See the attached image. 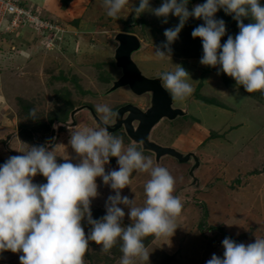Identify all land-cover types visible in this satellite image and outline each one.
I'll use <instances>...</instances> for the list:
<instances>
[{
    "label": "rangeland",
    "instance_id": "obj_1",
    "mask_svg": "<svg viewBox=\"0 0 264 264\" xmlns=\"http://www.w3.org/2000/svg\"><path fill=\"white\" fill-rule=\"evenodd\" d=\"M18 1L34 5L33 9L57 23L61 30L52 32L42 41L39 37L34 41L30 32H24L19 33L20 39L18 34H12L7 38L14 41L6 38L1 42L3 47L9 45L7 53L10 56L3 60V65L13 62V68L0 71V165L10 156L22 155L19 151L28 146L41 145L54 151L58 163L67 158L78 163L79 158L69 144L71 133L98 126L85 109L74 114V125L58 121H70L73 108L83 104L90 105L95 112L97 105H107L115 111L123 104L126 92L130 91L117 89L107 93L112 79L118 75L113 59L117 44L114 34L119 31L134 33L141 42L135 56L143 73L158 76L174 72L176 65L190 73L192 80L188 82L194 89L192 95L183 101L172 98L175 106L184 107L187 103L188 112L174 120L162 119L155 126L152 138L182 151L194 150L201 164L195 174L200 186L204 187L184 189L191 163L178 162L171 157L160 161L159 166L167 168L175 179L173 195L180 198L183 209L172 237L144 239L150 253L148 264H206L213 254L223 256L225 237L245 244L264 237V127L261 128L264 125V95L247 93L238 86L227 87L224 73L217 74L219 66L214 68L199 63L203 55L202 41L193 38L191 33L195 25H203V19L189 17L178 39L170 45L171 59L159 60L154 51L166 42L164 31L179 23V18L171 13L164 23V17H156L151 12L163 0H149L151 9L139 16L132 11L139 6V0H129L118 19L107 15L103 0ZM192 2L188 1L189 11ZM258 2L261 5L262 0ZM233 15L226 14L223 9L214 15L226 25V34L221 38L223 43L228 35L235 33L229 21ZM242 19H247L245 25L254 23L251 17ZM58 35L60 39L56 38ZM55 43L62 49L58 57L49 52ZM23 44L26 45L24 49ZM49 68L52 70L48 71ZM197 95L217 100L222 106ZM30 109H35L36 120L29 119ZM96 113L102 118L101 113ZM21 123L26 126L21 128ZM27 132H33L32 140L26 137ZM112 134L123 138L125 150L132 144L122 129ZM136 146L156 164L153 153ZM110 170H118L115 157H110L105 166L106 173ZM149 179V173L134 170L131 184L121 190V196L134 199L136 206H143L144 185ZM33 182L43 184L47 181L37 175ZM96 183L99 195L92 200L90 208L92 218L100 219L106 215L107 197L115 193L100 177L96 178ZM179 190L183 197L179 196ZM118 207L125 212L122 226L127 227L131 223L129 210L123 205ZM95 212L97 216L93 215ZM85 222L81 223L87 236L91 226ZM121 243L118 241L105 253L101 245L89 241L85 264H120ZM2 254L6 255V260H0V264H20L21 253L5 251L0 253V258ZM134 264L147 262L136 259Z\"/></svg>",
    "mask_w": 264,
    "mask_h": 264
},
{
    "label": "clouds",
    "instance_id": "obj_2",
    "mask_svg": "<svg viewBox=\"0 0 264 264\" xmlns=\"http://www.w3.org/2000/svg\"><path fill=\"white\" fill-rule=\"evenodd\" d=\"M103 3L107 15L118 19L129 0ZM187 4L188 0H163L159 7L151 9L149 0H139V6L132 8L136 16L151 9L156 17L165 18L164 23L170 13L179 18L177 26L164 31L166 42L155 48L154 55L159 60L171 59L170 45L178 39L189 17L203 19V25L191 33L202 41L199 63L219 66L218 75L223 72L247 93L264 95V6L258 0H206L189 11ZM219 9L234 14L239 28L238 34L228 35L223 45L226 25L224 20L214 18ZM247 17L255 22L245 25L242 18ZM159 78L177 101H183L194 91L188 82L190 73L180 65H176L174 72L160 73ZM96 112L102 114L97 128L84 127L71 133L69 144L79 158L78 163L70 158L58 163L53 150L27 145L26 150L19 151L22 155L10 156L0 165V253H22L20 264H85L89 241L101 245L105 253L122 241L120 264H134L136 259L148 264L150 253L144 239L174 235L183 209L180 198L173 195L174 177L137 149L142 140L125 150L123 138L108 131L107 125L115 122L117 112L107 105H97ZM29 116L38 118L35 109ZM110 157L116 158L118 170L106 173ZM134 170L150 174L144 185L143 206L121 196V190L131 184ZM37 175L47 182L34 183ZM97 177L115 194L107 197L106 215L93 219L90 206L99 195ZM118 205L129 210L131 223L127 227L122 226L125 212ZM82 221L91 226L87 236ZM222 247L223 256L213 254L206 264H264V237L248 244L225 237Z\"/></svg>",
    "mask_w": 264,
    "mask_h": 264
},
{
    "label": "water",
    "instance_id": "obj_3",
    "mask_svg": "<svg viewBox=\"0 0 264 264\" xmlns=\"http://www.w3.org/2000/svg\"><path fill=\"white\" fill-rule=\"evenodd\" d=\"M206 1L194 0L191 8L197 4H203ZM117 42L113 52L114 65L118 69V75L112 79L108 91L120 87H126L135 94H144L147 97V105L144 109L132 103H126L119 106L115 112L118 118L114 123L107 125L109 132H115L122 129L131 143H137L143 150L153 153L156 165H159L163 157H171L178 162L191 163L188 172V183L183 186L184 189H201L199 178L195 172L200 167V160L194 150L182 151L172 145L162 144L152 138V131L155 126L162 120H174L177 117L184 116L188 112V104L184 107L173 105V99L167 91L162 80L158 77H149L143 73L132 57V53L141 47L140 39L129 32L119 31L114 34ZM81 109L88 111L89 116L97 126L102 123V118L93 110L90 105H80L70 112V121H58L63 124H75L74 114ZM203 186V185H202ZM179 196L183 197L179 190Z\"/></svg>",
    "mask_w": 264,
    "mask_h": 264
},
{
    "label": "built area",
    "instance_id": "obj_4",
    "mask_svg": "<svg viewBox=\"0 0 264 264\" xmlns=\"http://www.w3.org/2000/svg\"><path fill=\"white\" fill-rule=\"evenodd\" d=\"M60 30L57 23L41 18L18 0H0V42L6 41L9 36L12 37V34H18L20 39L19 33L24 34V32H30L33 36L32 40L37 41V37L44 33L46 34L43 37L45 39L52 32ZM14 31L16 32L14 33ZM9 40L13 39L10 38L7 41ZM11 47L14 48L13 45Z\"/></svg>",
    "mask_w": 264,
    "mask_h": 264
},
{
    "label": "trees",
    "instance_id": "obj_5",
    "mask_svg": "<svg viewBox=\"0 0 264 264\" xmlns=\"http://www.w3.org/2000/svg\"><path fill=\"white\" fill-rule=\"evenodd\" d=\"M69 1V0H68ZM189 2L191 1H193V0H188ZM206 1V0H205ZM28 2H22V5H24V6H26V7H29V8H31L32 9V11L33 12H36L41 18H43V19H48V17L47 16H44V15H41L38 11H36L35 9H33V7L32 6H34V5H32L31 6V4H27ZM261 6H264V0H262V2H261ZM222 9H219L218 11H221ZM230 19L231 20H229L230 21V25H231V27H232V29H234V34H233V36L235 37V35H237L238 34V32H239V28L237 27V21L236 20H234L233 19V17H230ZM244 20H247V19H242V21H243V23L245 24L246 22L244 21ZM255 22V21H254ZM197 26L195 25V28H196ZM61 32H63V31H61ZM57 33V32H56ZM46 34L44 33L43 35H40V36H38L39 37V40L40 41H42L43 40V37L45 36ZM57 39H60L61 38V36H57L56 37ZM38 40V39H37ZM224 41V40H223ZM223 41H221V45L223 44ZM1 43V42H0ZM34 43H36V42H34ZM31 44V42H29V45ZM29 45H27L28 47H29ZM26 47V45L25 46H23V49ZM27 47V48H28ZM0 48H2V51L0 50V71H1V69H4V68H8V69H12L13 68V62H12V64L11 65H9L8 63H9V61H8V63L7 64H5V65H3V60H7L8 58H10V56H8V51H7V49L9 50V45L7 46H5L4 45V47H3V44L1 43L0 44ZM53 48V47H52ZM51 49V48H50ZM52 51H49L50 53L52 52H54L53 54H52V56L53 57H56V55H57V57H58V54H59V52H62V49H61V47H59V44H54V48L53 49H51ZM48 51H46V53H49ZM64 53H65V51H64ZM50 69L51 68H49V70L48 71H50ZM52 70V69H51ZM223 80H224V83H225V85L227 86V87H229V86H231V87H242V89L244 90V88H243V86L242 85H238V84H236V82H235V80L234 79H232L231 77H228L226 74H223ZM198 97H200V98H202L203 100H205V101H209V103H215V104H217V105H219V106H222L221 104H220V102H218L217 100H214V99H210V98H207L206 96H203V95H197ZM222 103V102H221ZM32 109H30V111H31ZM37 116V115H36ZM29 119L30 120H32L31 118H30V116H29ZM29 120V121H30ZM33 120H36V119H33ZM32 120V121H33ZM31 121V122H32ZM31 122H30V125H31ZM22 124V123H21ZM19 125L21 128H24L25 126H26V124H22V125ZM29 125V126H30ZM34 129V128H33ZM32 133L33 132H27V134H26V137L28 138V139H30V140H32V138H33V135H32ZM20 134V136L22 137V133L20 132L19 133ZM1 159V158H0ZM94 216H97V214H96V212L93 214ZM86 224H87V222H85ZM22 254V253H21ZM6 255H4V254H2L1 255V258H0V260L1 261H3V258L6 260V257H5ZM3 262H5V261H3Z\"/></svg>",
    "mask_w": 264,
    "mask_h": 264
},
{
    "label": "flooded vegetation",
    "instance_id": "obj_6",
    "mask_svg": "<svg viewBox=\"0 0 264 264\" xmlns=\"http://www.w3.org/2000/svg\"><path fill=\"white\" fill-rule=\"evenodd\" d=\"M140 48H138L137 50H135L133 53H132V57H133V59L136 61V63L138 64V62H137V58H136V56H135V54L137 53V51L139 50ZM117 69V68H116ZM150 70V69H149ZM117 72H118V69H117ZM148 76V75H147ZM159 76V75H158ZM158 76H156V75H154V76H149V77H158ZM117 89H121V91H127L128 89H126V87H120V88H117ZM117 89H115V90H112V91H108L107 93H112V92H114V91H116ZM123 89V90H122ZM129 91V90H128ZM127 94H125V96L123 95V93L121 92V94L124 96V100L125 101H123V104H126V103H132V104H135V105H138L139 107H141L142 109H144L145 107H146V105H147V97L144 95V94H135V93H133V92H129L130 93V95H129V93L128 92H126ZM138 99H140L139 101L140 102H137L138 101ZM132 100V101H131ZM123 104H121V105H123ZM121 105H118L117 107H116V109L119 107V106H121ZM116 109H115V111H116ZM93 110H94V108H93ZM120 130V129H119ZM152 134H153V131H152Z\"/></svg>",
    "mask_w": 264,
    "mask_h": 264
},
{
    "label": "crops",
    "instance_id": "obj_7",
    "mask_svg": "<svg viewBox=\"0 0 264 264\" xmlns=\"http://www.w3.org/2000/svg\"><path fill=\"white\" fill-rule=\"evenodd\" d=\"M263 127H264V125H262L261 128H263ZM261 128H260V129H261ZM260 129H259V131H258L259 133H260L261 130H262V129H261V130H260ZM262 135H264V134H262ZM257 136H258V135H257ZM165 158H167V157H163L161 160H165ZM168 158H170V157H168ZM171 159H172V158H171ZM200 167H201V164H200ZM200 167H199V168H200ZM257 176H258V175H257ZM210 233H211V232H210ZM6 263H7V262H6Z\"/></svg>",
    "mask_w": 264,
    "mask_h": 264
},
{
    "label": "bare ground",
    "instance_id": "obj_8",
    "mask_svg": "<svg viewBox=\"0 0 264 264\" xmlns=\"http://www.w3.org/2000/svg\"><path fill=\"white\" fill-rule=\"evenodd\" d=\"M206 119H208V118H206ZM208 121V120H207ZM213 122H214V120H213ZM208 123H209V121H208Z\"/></svg>",
    "mask_w": 264,
    "mask_h": 264
}]
</instances>
